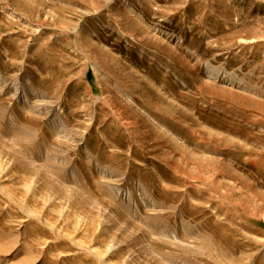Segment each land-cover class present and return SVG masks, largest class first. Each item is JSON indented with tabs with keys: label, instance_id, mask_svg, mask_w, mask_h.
<instances>
[{
	"label": "rangeland",
	"instance_id": "rangeland-1",
	"mask_svg": "<svg viewBox=\"0 0 264 264\" xmlns=\"http://www.w3.org/2000/svg\"><path fill=\"white\" fill-rule=\"evenodd\" d=\"M0 264H264V0H0Z\"/></svg>",
	"mask_w": 264,
	"mask_h": 264
}]
</instances>
